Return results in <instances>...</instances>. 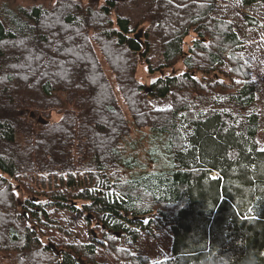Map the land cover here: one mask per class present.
Here are the masks:
<instances>
[{
    "label": "trees",
    "instance_id": "1",
    "mask_svg": "<svg viewBox=\"0 0 264 264\" xmlns=\"http://www.w3.org/2000/svg\"><path fill=\"white\" fill-rule=\"evenodd\" d=\"M143 1L0 8V264H93L101 250L70 215L90 237L102 219L110 233L97 242L125 264H264V149L244 41L217 0L136 12ZM145 236L168 247L162 258Z\"/></svg>",
    "mask_w": 264,
    "mask_h": 264
},
{
    "label": "rangeland",
    "instance_id": "2",
    "mask_svg": "<svg viewBox=\"0 0 264 264\" xmlns=\"http://www.w3.org/2000/svg\"><path fill=\"white\" fill-rule=\"evenodd\" d=\"M50 0H0V8L2 6L10 7V8H16L19 6H31L34 4H46ZM121 2H124L125 0H119ZM154 0H147L140 2L137 6H135L136 12H140L148 7V4ZM120 8H125L122 4H119ZM215 14L218 16L225 17L229 20H231L234 24L235 30L237 31L239 37L246 42V46L243 47L246 48V56L244 54V51L242 50V54L244 58L247 60V62L250 63L252 68V74L251 77L254 79L257 93H256V101L259 107V127L257 131V141L258 146L261 149H264V4L262 3H254L251 5H243L240 0H217L216 2V10ZM247 14L251 17H253L256 21V24H250L248 23L244 15ZM142 28H147V23H143ZM141 26L139 28H135V33H140L139 29H142ZM140 35H142L140 33ZM243 48V49H244ZM147 65L145 63H141L139 65L138 71H137V79L140 82L148 83L149 81H152L156 75H153L149 77L147 73ZM150 104L153 107H159L160 104H158L155 101L150 100ZM30 116V112H29ZM31 117V116H30ZM37 118L38 116H34ZM32 117V118H34ZM37 122V121H36ZM38 123V122H37ZM40 124V123H39ZM150 139L153 137H157V145L160 148V152L163 154V157L168 158L170 157L165 150V143H164V137L157 134L156 132H152L148 134ZM141 142V140H140ZM149 167H153V164H150ZM112 181H110L111 183ZM258 198L253 203V206L250 208L251 214L256 213L258 210ZM64 219L59 222V224L64 223ZM69 222L71 225L74 226V229L76 231V235L81 237L82 241H89V235L86 232V229L82 224H80L73 215H70ZM92 232V236H95V231L93 229H90ZM157 235H161V232H158ZM89 236V237H88ZM84 240H83V239ZM146 238V248H147V255L151 259H157L162 258L164 256V251L168 250V247L165 245H162L161 242L156 244H151L149 237L145 236ZM111 249V245L109 246ZM112 250V249H111ZM113 251V250H112ZM100 259H107L110 264H125L126 261L123 259L115 257H109V253L104 248L101 250Z\"/></svg>",
    "mask_w": 264,
    "mask_h": 264
},
{
    "label": "flooded vegetation",
    "instance_id": "3",
    "mask_svg": "<svg viewBox=\"0 0 264 264\" xmlns=\"http://www.w3.org/2000/svg\"><path fill=\"white\" fill-rule=\"evenodd\" d=\"M94 224L95 225H97V226H100L102 229H103V231L102 230H100L99 231V229H97V231L100 233H110V230H108L107 228H106V223L101 219V220H99V221H95L94 222ZM127 228V229H134V230H136V231H139L140 230V228L139 227H137V226H134V225H130V224H128V223H125V226H124V228ZM101 233L99 234V236H97V235H95V236H92V237H89L90 239H89V241H84V242H82V243H85V242H87V243H89L90 245H91V251H95V250H103L105 247H104V245L101 243V242H97V241H100L101 239H102V237H103V235H101ZM113 235H116V234H113ZM118 236H120V235H118ZM83 239V238H82ZM92 239H94V240H92ZM84 240V239H83ZM88 244V245H89ZM85 246H87V245H85ZM94 254V253H93ZM109 257H110V255H109ZM91 262L93 263V264H110L109 263V261L107 260V259H100V257H98V255L97 254H95L94 256H92L91 257ZM82 264H86L85 262H82ZM112 264H114V263H112Z\"/></svg>",
    "mask_w": 264,
    "mask_h": 264
},
{
    "label": "water",
    "instance_id": "4",
    "mask_svg": "<svg viewBox=\"0 0 264 264\" xmlns=\"http://www.w3.org/2000/svg\"><path fill=\"white\" fill-rule=\"evenodd\" d=\"M137 38H139V34L136 35ZM30 116L34 117V114L32 112H30ZM36 121L42 125L47 123V120H45L42 116H38L36 118ZM47 246L51 249V251H53L56 255L60 254L61 249H58L52 242H48Z\"/></svg>",
    "mask_w": 264,
    "mask_h": 264
},
{
    "label": "built area",
    "instance_id": "5",
    "mask_svg": "<svg viewBox=\"0 0 264 264\" xmlns=\"http://www.w3.org/2000/svg\"><path fill=\"white\" fill-rule=\"evenodd\" d=\"M218 175V172L217 171H213L212 173H210V176L211 177H216Z\"/></svg>",
    "mask_w": 264,
    "mask_h": 264
},
{
    "label": "crops",
    "instance_id": "6",
    "mask_svg": "<svg viewBox=\"0 0 264 264\" xmlns=\"http://www.w3.org/2000/svg\"><path fill=\"white\" fill-rule=\"evenodd\" d=\"M262 4H264V3H262ZM254 25V24H253ZM246 44V42H244V45ZM246 46V45H245ZM244 48V47H243ZM243 51H244V54H245V57L247 58V56H246V53H245V51H246V48H244L243 49ZM248 59V58H247Z\"/></svg>",
    "mask_w": 264,
    "mask_h": 264
}]
</instances>
